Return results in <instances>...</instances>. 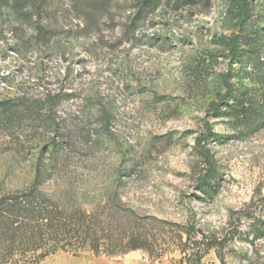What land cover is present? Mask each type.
<instances>
[{"label":"rangeland","instance_id":"rangeland-1","mask_svg":"<svg viewBox=\"0 0 264 264\" xmlns=\"http://www.w3.org/2000/svg\"><path fill=\"white\" fill-rule=\"evenodd\" d=\"M133 3L116 0L88 28L69 0H0V102H25L0 118V185L27 184L61 132L79 181L121 184L122 202L150 218L153 247L41 264H182L173 226L189 223L220 241L203 264H264V0H151L130 28ZM40 26L52 30L48 43ZM226 81L233 96L213 114ZM50 93L56 105L28 110Z\"/></svg>","mask_w":264,"mask_h":264},{"label":"trees","instance_id":"trees-1","mask_svg":"<svg viewBox=\"0 0 264 264\" xmlns=\"http://www.w3.org/2000/svg\"><path fill=\"white\" fill-rule=\"evenodd\" d=\"M69 1L88 28L96 27L101 19L109 15L116 2ZM150 3L151 0H134L132 9L135 14L130 28L150 16ZM235 4L233 1L232 7ZM248 16L249 8L244 2L240 14L242 27ZM51 31L38 27L40 42L48 43ZM238 40L237 37L234 41L233 61L239 56ZM226 83L227 93L220 95L219 102L210 106L213 114L219 113L222 105L233 96V87L229 81ZM65 96L68 97V94ZM58 98L59 95L50 93L44 102H34L28 110L41 113L44 106L39 105H56ZM24 105L22 99L0 102V118L18 115ZM55 134L61 141L53 140V149L41 153L42 156L49 155L48 160L37 162L25 173L31 177L27 184L12 188L0 185V264H41L60 252L74 256L91 253L107 257L138 250L150 254V247H153L148 230L150 218L122 202L119 195L121 184L102 189L79 181V176L85 172L64 160L66 144L73 143L72 137L61 132ZM206 185V182L200 185L202 192ZM103 193L115 194L117 205L110 206V201L103 199L97 200V204L85 202L88 195L98 197ZM173 227L179 232L175 251L181 255L182 264H203L206 254L220 244L216 237L207 236L191 223L188 226L175 224ZM262 235L260 232L256 237L259 239Z\"/></svg>","mask_w":264,"mask_h":264}]
</instances>
